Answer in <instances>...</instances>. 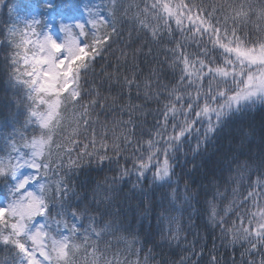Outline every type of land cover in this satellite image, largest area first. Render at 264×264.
Masks as SVG:
<instances>
[{
  "label": "snow or ice",
  "instance_id": "1",
  "mask_svg": "<svg viewBox=\"0 0 264 264\" xmlns=\"http://www.w3.org/2000/svg\"><path fill=\"white\" fill-rule=\"evenodd\" d=\"M4 7L0 264H264V0Z\"/></svg>",
  "mask_w": 264,
  "mask_h": 264
},
{
  "label": "trees",
  "instance_id": "2",
  "mask_svg": "<svg viewBox=\"0 0 264 264\" xmlns=\"http://www.w3.org/2000/svg\"><path fill=\"white\" fill-rule=\"evenodd\" d=\"M7 4H8V7H10L11 0H7ZM8 7H4L2 10L4 12H7ZM249 125H251V128L248 127ZM236 127H238V126H236ZM244 128H245V131L249 132L248 138L253 141V147L256 144H259L260 135H261V114L253 111V113L244 122ZM245 147H247V142L245 143ZM189 167H191V165H189ZM104 175H105V173H98V174L97 173H91L89 178L92 182H94L96 179L102 180ZM107 175L111 176L112 173H107ZM134 182H135V177H132V179L124 185V191H127L128 189H130L132 186V183H134ZM182 183H183V181H182ZM145 187H147V183H145ZM193 187H195V186H193ZM89 196H90V193H89ZM202 235H203V233H202ZM212 236H213V233H211V231H209L207 240L201 241V243L207 244V249L205 250L206 252L208 249L212 248V245H213ZM156 239H159V237H156ZM191 239H192V237L189 236V240H191ZM181 243L183 244V241H181ZM216 245H217V248L219 249L216 254L217 255H223L225 260H228V262L230 264V257L232 255L231 251L229 250L228 252H225V250L220 246L219 240H216ZM145 247L147 248V247H149V245H146ZM197 250L199 251V247L197 248ZM157 251H160V250L157 249ZM176 253H177L176 257H172V258H178L179 254H180V250L176 249ZM163 254L165 255V257H169V249H168L167 245L164 246ZM0 255H2V254H0ZM193 259H195V257ZM206 259H207V255L205 256V258L201 262V264H204V261H206Z\"/></svg>",
  "mask_w": 264,
  "mask_h": 264
}]
</instances>
